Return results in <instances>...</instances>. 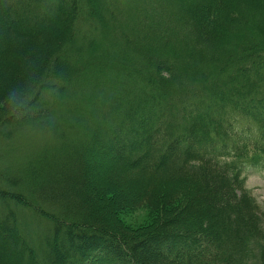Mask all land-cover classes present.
<instances>
[{
  "label": "trees",
  "instance_id": "1",
  "mask_svg": "<svg viewBox=\"0 0 264 264\" xmlns=\"http://www.w3.org/2000/svg\"><path fill=\"white\" fill-rule=\"evenodd\" d=\"M248 158L264 0H0V264H264Z\"/></svg>",
  "mask_w": 264,
  "mask_h": 264
},
{
  "label": "rangeland",
  "instance_id": "2",
  "mask_svg": "<svg viewBox=\"0 0 264 264\" xmlns=\"http://www.w3.org/2000/svg\"><path fill=\"white\" fill-rule=\"evenodd\" d=\"M248 158L245 160V175L247 177L246 187L250 190L252 196L255 198L256 202L259 204L261 208V225L264 228V169H257ZM2 162H7L8 158H2ZM105 164H108V161L104 159ZM254 163L258 164L259 161H254ZM105 170L102 169L101 172L97 173V177L103 183V178L105 176ZM114 187L111 188L113 192ZM28 222L31 221L29 218H32L31 214L26 215ZM156 214L152 210H150L147 206L138 207L134 210H125L120 213V220L123 225L132 229L133 231H137L140 229H144L148 226L153 225L155 221ZM34 222V221H33ZM251 264V263H250Z\"/></svg>",
  "mask_w": 264,
  "mask_h": 264
}]
</instances>
